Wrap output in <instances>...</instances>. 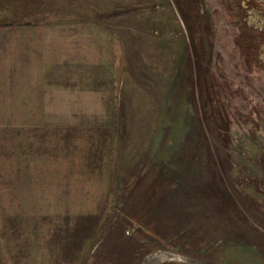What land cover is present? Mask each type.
Returning <instances> with one entry per match:
<instances>
[{
	"label": "rangeland",
	"instance_id": "1",
	"mask_svg": "<svg viewBox=\"0 0 264 264\" xmlns=\"http://www.w3.org/2000/svg\"><path fill=\"white\" fill-rule=\"evenodd\" d=\"M251 4L0 0V264H264Z\"/></svg>",
	"mask_w": 264,
	"mask_h": 264
},
{
	"label": "flooded vegetation",
	"instance_id": "2",
	"mask_svg": "<svg viewBox=\"0 0 264 264\" xmlns=\"http://www.w3.org/2000/svg\"><path fill=\"white\" fill-rule=\"evenodd\" d=\"M252 3V4H251ZM257 3L256 0H250V4L252 5V9H258L261 13L264 14V8L260 7L259 4H255ZM230 15V14H229ZM233 20L237 19L238 17L236 15H232L230 16ZM240 23V22H239ZM244 26L246 27V25L244 24ZM248 29V28H247ZM252 30L251 37L248 36L249 40L247 41L248 44L254 46V47H259V50L262 46H264V31L263 30H258V29H250ZM250 60V59H249ZM257 65V62H256Z\"/></svg>",
	"mask_w": 264,
	"mask_h": 264
},
{
	"label": "trees",
	"instance_id": "3",
	"mask_svg": "<svg viewBox=\"0 0 264 264\" xmlns=\"http://www.w3.org/2000/svg\"><path fill=\"white\" fill-rule=\"evenodd\" d=\"M255 66H257V65H255Z\"/></svg>",
	"mask_w": 264,
	"mask_h": 264
}]
</instances>
